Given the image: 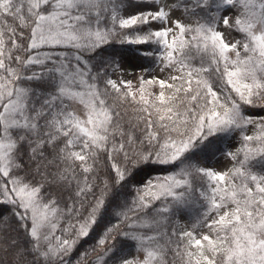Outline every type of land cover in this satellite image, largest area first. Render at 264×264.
I'll use <instances>...</instances> for the list:
<instances>
[{
	"label": "snow or ice",
	"instance_id": "snow-or-ice-1",
	"mask_svg": "<svg viewBox=\"0 0 264 264\" xmlns=\"http://www.w3.org/2000/svg\"><path fill=\"white\" fill-rule=\"evenodd\" d=\"M0 264H264V0H0Z\"/></svg>",
	"mask_w": 264,
	"mask_h": 264
},
{
	"label": "rangeland",
	"instance_id": "rangeland-1",
	"mask_svg": "<svg viewBox=\"0 0 264 264\" xmlns=\"http://www.w3.org/2000/svg\"><path fill=\"white\" fill-rule=\"evenodd\" d=\"M233 35L236 36V38H239L238 34L233 33ZM144 48H146L145 45H136L137 54L139 55V51L143 50ZM124 63L126 64L127 70L130 73V75H127L125 79L133 80L134 85H135L136 77L142 74L139 66L145 65V64L140 58L136 56H128L124 58ZM156 74L159 75V73H156ZM239 146H240V138L238 136L235 139L231 138L227 143V151L229 150L236 151V149ZM206 163L219 171L227 170L228 168L232 166V162L223 154L218 155L213 161L206 162ZM181 221L186 223L187 219L181 217Z\"/></svg>",
	"mask_w": 264,
	"mask_h": 264
},
{
	"label": "trees",
	"instance_id": "trees-1",
	"mask_svg": "<svg viewBox=\"0 0 264 264\" xmlns=\"http://www.w3.org/2000/svg\"><path fill=\"white\" fill-rule=\"evenodd\" d=\"M117 47L122 51L124 58H126L128 56H136V57L140 58L144 62L145 65L153 66V65H150V61L148 58H142L140 55L137 54L136 45H123V46L118 45ZM145 47H147V46H145ZM231 138H233V137L232 136L226 137L223 141L219 142L218 146L221 149H223L224 151H227V143ZM213 151H215V149H213ZM220 154H222V153L216 152L215 155H209L205 158L204 162L206 163V162L213 161ZM183 218H186V217H183Z\"/></svg>",
	"mask_w": 264,
	"mask_h": 264
}]
</instances>
